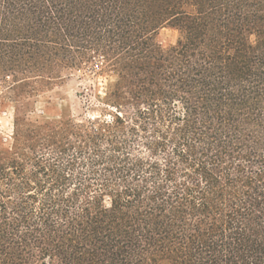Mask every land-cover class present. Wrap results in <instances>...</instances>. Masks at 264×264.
I'll return each mask as SVG.
<instances>
[{
	"label": "trees",
	"instance_id": "16d2710c",
	"mask_svg": "<svg viewBox=\"0 0 264 264\" xmlns=\"http://www.w3.org/2000/svg\"><path fill=\"white\" fill-rule=\"evenodd\" d=\"M96 58L98 117L15 109L0 264H264V0H0L14 93Z\"/></svg>",
	"mask_w": 264,
	"mask_h": 264
},
{
	"label": "rangeland",
	"instance_id": "374dc122",
	"mask_svg": "<svg viewBox=\"0 0 264 264\" xmlns=\"http://www.w3.org/2000/svg\"><path fill=\"white\" fill-rule=\"evenodd\" d=\"M178 37V30L165 26L159 30L157 41L167 47L175 44ZM115 80L116 75L106 70L105 65L96 58L88 65L82 64L64 71L53 84H37L38 91L34 95H30L25 88L22 91L17 89L14 93L10 89L13 84L11 77L6 82L0 81V152L9 150L13 143L16 108L20 116V134L64 120L76 123L92 120L102 113V98L108 85Z\"/></svg>",
	"mask_w": 264,
	"mask_h": 264
}]
</instances>
